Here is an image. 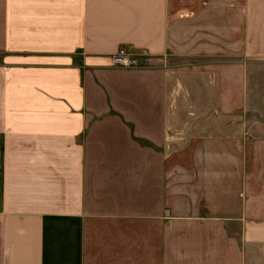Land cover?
I'll list each match as a JSON object with an SVG mask.
<instances>
[{
    "label": "crops",
    "instance_id": "crops-1",
    "mask_svg": "<svg viewBox=\"0 0 264 264\" xmlns=\"http://www.w3.org/2000/svg\"><path fill=\"white\" fill-rule=\"evenodd\" d=\"M0 264H264V0H0Z\"/></svg>",
    "mask_w": 264,
    "mask_h": 264
},
{
    "label": "built area",
    "instance_id": "built-area-1",
    "mask_svg": "<svg viewBox=\"0 0 264 264\" xmlns=\"http://www.w3.org/2000/svg\"><path fill=\"white\" fill-rule=\"evenodd\" d=\"M111 61L113 65L120 67H131L134 63V59L124 50H120L118 54L111 59Z\"/></svg>",
    "mask_w": 264,
    "mask_h": 264
},
{
    "label": "rangeland",
    "instance_id": "rangeland-1",
    "mask_svg": "<svg viewBox=\"0 0 264 264\" xmlns=\"http://www.w3.org/2000/svg\"><path fill=\"white\" fill-rule=\"evenodd\" d=\"M139 63L142 64L143 62L139 61V62L137 63V65H138ZM187 63H188L187 66H189V67H187V68H189V71H190V70H191V67H190V66H191V62H187ZM180 111H182L181 108H180ZM177 133H178V132H177ZM185 144H186V143H185ZM168 145H169V144H168ZM171 145H173V144H170V145L168 146V149H167V150H168V155H170V154L172 153V152H171V149L169 148ZM180 158H181L182 160L185 159L187 162H189V164H187V167H186V168H187V169H190V155H189V157H188V155H187V156L182 155Z\"/></svg>",
    "mask_w": 264,
    "mask_h": 264
}]
</instances>
